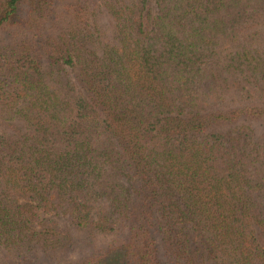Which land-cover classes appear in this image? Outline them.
<instances>
[{"label":"trees","instance_id":"1","mask_svg":"<svg viewBox=\"0 0 264 264\" xmlns=\"http://www.w3.org/2000/svg\"><path fill=\"white\" fill-rule=\"evenodd\" d=\"M0 264H264V0H0Z\"/></svg>","mask_w":264,"mask_h":264}]
</instances>
